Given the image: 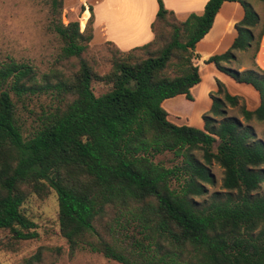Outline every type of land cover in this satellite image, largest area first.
I'll return each mask as SVG.
<instances>
[{"label": "trees", "instance_id": "obj_1", "mask_svg": "<svg viewBox=\"0 0 264 264\" xmlns=\"http://www.w3.org/2000/svg\"><path fill=\"white\" fill-rule=\"evenodd\" d=\"M47 2L53 14L64 5ZM225 2H239L244 18L232 47L205 63L257 91L260 105L250 110L244 101L241 113L245 122L264 121V71L227 66L235 52L253 46L256 61L264 23L256 34L261 17L252 0H209L202 15L177 22L163 44L157 23L176 15L158 0L155 38L127 52L110 43L121 56L105 75L82 57L94 38L93 8L84 14L91 16L84 32L78 21L49 25L64 41L63 57L79 59L72 78L41 81L27 63L0 64V229L18 240L35 238L23 205L54 190L71 253L87 248L121 264H264V140L227 116V106H239L241 98L217 80L202 128L171 122L163 106L181 95L194 101L192 89L202 81L196 47ZM94 82L107 91L96 95ZM52 90L58 106L25 136L17 104ZM165 153L177 160L172 167L156 160ZM213 163L224 170L225 192L201 200L205 185L214 183Z\"/></svg>", "mask_w": 264, "mask_h": 264}, {"label": "rangeland", "instance_id": "obj_2", "mask_svg": "<svg viewBox=\"0 0 264 264\" xmlns=\"http://www.w3.org/2000/svg\"><path fill=\"white\" fill-rule=\"evenodd\" d=\"M97 1L64 0L59 13L53 14L51 4L47 0H0V64L10 59L18 63H27L34 68L37 78L41 81L45 78L44 76L48 77L47 79L52 83H57L59 79L72 78L80 68L79 59L63 57L64 41L49 28V25L52 21H61L64 25L78 21L81 32H84L91 17L88 15V19L84 20V14L91 10ZM252 2L261 17V22L255 30L258 34L264 23V3L257 0H252ZM178 20L177 17L170 15L165 21L157 23L156 31L164 39H160V44L170 40L173 26L181 21ZM83 21H85L84 26ZM248 39L251 40L250 35ZM235 53L238 55V52ZM120 54L121 52L115 46L94 37L82 57L92 65L97 73L105 75L111 71L113 61L120 57ZM254 56L255 46L245 52H240L237 60L227 66L239 70L245 65L246 69L259 70L260 68L255 65ZM209 71H203L204 77L206 76L203 88L211 83L207 77ZM107 89L108 86L105 83H93L96 95L105 93ZM236 90L243 92L239 88ZM199 91H196L197 95ZM198 97L200 104L187 103L183 100L184 98L169 100L165 106L169 112V120L182 125L185 124V119L194 117L197 122L199 118L197 113L200 111L203 99L200 94ZM24 99V103L17 104V113L24 134L27 136L38 129L40 118L54 110L59 103L55 90L27 95ZM242 103H244L243 99L237 107L227 106V116L239 119L245 126L250 125L258 138L264 140V121L253 119L245 122L241 113ZM156 160L161 161L167 167H172L177 163L172 153L160 155ZM211 169L214 183L205 185L207 192L201 200L210 199L216 192H225L222 187L224 170L217 163H213ZM178 186L179 183L173 180L171 187L177 189ZM23 211L35 223L36 228L33 231L37 233V236L28 240H18L9 230L0 229V264H121L87 248L71 253L68 241L61 234L58 195L54 190H51L45 198H40L35 194L31 195L25 201ZM97 227L105 239L112 241V236L106 233L102 225L98 224Z\"/></svg>", "mask_w": 264, "mask_h": 264}, {"label": "crops", "instance_id": "obj_3", "mask_svg": "<svg viewBox=\"0 0 264 264\" xmlns=\"http://www.w3.org/2000/svg\"><path fill=\"white\" fill-rule=\"evenodd\" d=\"M162 1L165 7L174 12L179 20L185 21L191 14L202 15L209 0ZM93 10L95 15L93 25L95 39L112 43L123 52L148 44L155 38L152 25L157 19L158 0H98L94 3ZM243 18L244 9L239 2H225L215 19L211 31L197 44L196 52L199 59L196 62L200 67L202 81L192 89L193 103L200 104L199 94L203 99L201 100L200 111L197 113L198 121L195 122V118L190 117V119H185V124L199 128L204 126L202 117L211 108L210 94L218 90L217 80L225 85L231 95H237L243 99L250 110H255L260 105V96L251 86L237 83L231 76L220 71L213 63H205L211 56L224 53L232 47L238 35L236 24ZM240 52H238V55ZM238 55L236 53L237 58ZM256 66L264 71V36L256 56ZM245 69V65L239 68L241 71ZM207 70H210L207 77H209L211 83L208 87L203 88L206 79L203 71ZM237 88L243 92H237ZM196 91H199L198 95ZM178 98H184L183 100L187 103L191 102L184 95L173 99ZM168 101L164 102V107Z\"/></svg>", "mask_w": 264, "mask_h": 264}]
</instances>
